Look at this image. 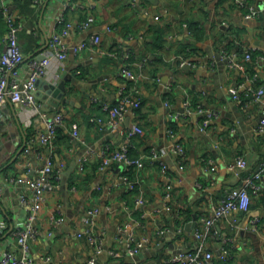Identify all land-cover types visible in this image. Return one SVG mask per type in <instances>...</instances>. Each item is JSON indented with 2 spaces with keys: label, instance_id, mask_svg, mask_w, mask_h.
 Returning a JSON list of instances; mask_svg holds the SVG:
<instances>
[{
  "label": "crops",
  "instance_id": "obj_1",
  "mask_svg": "<svg viewBox=\"0 0 264 264\" xmlns=\"http://www.w3.org/2000/svg\"><path fill=\"white\" fill-rule=\"evenodd\" d=\"M247 2L264 12V0ZM3 6L16 13L22 25L23 78L31 72V59L43 55L60 27L58 15L64 13L72 23L63 38L67 58L63 63L54 59L41 76L56 83L65 72V97L72 102L45 110V102L37 97L42 105L37 114L10 98L0 107V176L6 177L0 195L5 222L0 250L21 252L15 231L26 211L19 198L20 181L14 179L23 178L28 168L34 174L48 157L58 178L35 221L33 264H84L89 259L93 264H174L166 260L196 249L201 241L196 229L233 188L264 166V131L259 129L263 104L253 98L264 87L263 12L260 18L248 17V9L236 0H0V55L8 29ZM95 35H100L99 42ZM82 42L87 45L76 49ZM226 50L235 64L228 63ZM247 50L251 59L245 58ZM126 67L135 79L124 72ZM136 86L142 105H129L122 124L144 128L131 139L130 154L144 161L131 174L140 182L137 192L121 178L126 170L122 161L102 167L101 158L104 149H118L128 139L107 127L111 116L102 104H119L122 91L132 92ZM230 87L239 90L242 101L233 97ZM188 105H201L217 115L201 130V115L189 114ZM172 111L183 114L173 118ZM55 113L63 114L62 130L52 143L43 144L36 134L46 130L47 118ZM178 143L185 151L182 156L173 151ZM238 157L248 166L230 169ZM141 194L145 201L138 204ZM249 195L248 207L218 219L217 233L204 240L217 264H264V188ZM92 207L99 214L86 224L81 219ZM60 213L66 220L52 224ZM88 226L101 247L90 240ZM129 241L142 243L138 253L129 252ZM224 248L230 251L226 260L220 259Z\"/></svg>",
  "mask_w": 264,
  "mask_h": 264
},
{
  "label": "built area",
  "instance_id": "obj_2",
  "mask_svg": "<svg viewBox=\"0 0 264 264\" xmlns=\"http://www.w3.org/2000/svg\"><path fill=\"white\" fill-rule=\"evenodd\" d=\"M247 1L248 0H236V3L248 9V17L260 18L263 12L262 8ZM2 11L8 22V29L6 32V49L0 55V107L7 98H10L13 102H24L25 111L27 110L28 112L31 111L32 113L37 114L41 111L42 105L37 100L35 84L41 76L46 74L47 67L54 59H57L63 63L67 58L68 50L64 46L63 38L69 33L72 23L70 21H66L64 13L58 15V24L65 21V25H61L58 30L54 32L53 36L49 39L48 47L44 50L43 55L39 58L31 59V72L27 77L23 78L19 70V65L25 58V54L19 42V31L21 30L22 25L17 21L16 13L10 11L7 6H3ZM85 23L87 25L89 21H85ZM93 39L95 42H99L101 37L100 35H95ZM86 45V42H82L76 47V49L83 48ZM224 56L227 57L229 64H235L234 58L229 50L224 51ZM125 57L129 59L131 54L127 53ZM245 58H252L251 50L246 51ZM186 62L187 60L184 59L182 64H185ZM124 72L131 78H136V74L130 69H127V67L124 68ZM229 90L237 101H242L241 94L236 87H230ZM132 92L123 90L122 100L117 105H112L108 102H104L102 104L103 109L109 112L111 116V119L106 122L107 127L122 131L127 135L128 139L118 149H104L101 158L102 167L114 161H122L126 170L122 174L121 178L123 182L128 185L130 190H136L139 189L140 182L138 179H132L129 176L128 171L134 167H142L144 165V161L142 157H133L130 154V149L132 148L131 139L137 135H141L144 132V128L138 123L133 124L131 127H125L122 124L124 115L127 112L129 105H132L136 108H139L142 105L139 88L136 86ZM263 96L264 87L258 88V90L253 93L254 100L260 104L262 102L263 104L262 117L259 122V129L262 131H264ZM187 108V112L189 114H191L192 111H195L197 114L201 115V130L207 129V127L210 126L212 118L217 115L216 111L206 109L201 105H196L195 108H193L191 105H188ZM181 114L183 113L177 111L171 112V116L173 118H178ZM28 117L30 116L28 115ZM94 118L98 119L99 121L102 120L98 117ZM62 123L63 114L61 113H55L54 115L48 117L46 120V130L38 132L36 134V138L39 139V141L43 144L52 143L57 135L58 128H60ZM25 149L26 151H29L28 147ZM173 151L178 152V154L181 156L185 153L183 146L179 143L173 146ZM153 155L157 158L159 157L157 152H153ZM247 166V160L244 157H238L235 162L229 165V168H246ZM81 167L83 168L84 165L82 164ZM162 167H166L164 162H162ZM212 169L215 170L216 166H213ZM53 170L54 160L52 157H48L46 162L38 167L34 174H32L33 171L28 168L26 169V174L23 178H20V180L14 179L17 183L20 181L18 184L22 187V189L20 190L19 198L26 211V219L23 225L17 227L15 231V236L17 237L21 252L13 248H5L0 250V264L34 263V252L32 249L33 247L31 240L38 237V229L35 227V221L40 216L41 207L45 200L46 192L55 185ZM263 179L264 166H262L256 173L245 179L244 183L239 188H233L229 192L225 201L220 206L215 208L214 212L205 219L204 224L200 228L196 229V237L201 240L196 249L188 252L176 253L169 257L166 262H171L174 264H217L214 252L206 248L204 242L205 238L212 232L217 233L216 222L218 219L222 218L231 211L246 209L248 207L250 191L252 190L253 192H257L259 189L264 188V183L262 184ZM5 184L6 177L0 176V195L5 189ZM167 195L171 196V193L168 192ZM144 201L145 198L142 194L137 196L136 202L138 204H142ZM98 214L99 209L97 207H92L88 209L87 213L82 217L81 220L86 224H91ZM65 220V215L60 213L59 216L52 221V224L62 223ZM4 229L5 222L2 218H0V234L4 231ZM86 233L93 243H96L99 247H101L99 237L94 234L91 226L86 227ZM141 247V242H138L135 245H133L131 241L128 242V250L131 254L138 253ZM109 252L113 257H119L120 255L116 249H110ZM229 255V249L224 248L220 253V259L226 260L228 259ZM47 259H51V257L48 256ZM93 262V259H89L84 264H93Z\"/></svg>",
  "mask_w": 264,
  "mask_h": 264
},
{
  "label": "water",
  "instance_id": "obj_3",
  "mask_svg": "<svg viewBox=\"0 0 264 264\" xmlns=\"http://www.w3.org/2000/svg\"><path fill=\"white\" fill-rule=\"evenodd\" d=\"M46 5H44L45 9ZM264 17V12H263ZM264 24V22H263ZM49 40L47 41L48 45ZM73 80L78 81L76 77H71ZM67 79L68 75L65 74V72H62L60 74L59 78L57 79L56 83L49 79H43L42 77L39 78L36 82V87L40 88V91H36V96L45 102V110L49 108V106L52 104L55 107H58L61 102H72L69 98L65 97L68 93V87H67ZM49 96L54 99H50ZM24 145L21 150L25 147ZM260 170V169H258ZM257 170V171H258Z\"/></svg>",
  "mask_w": 264,
  "mask_h": 264
},
{
  "label": "trees",
  "instance_id": "obj_4",
  "mask_svg": "<svg viewBox=\"0 0 264 264\" xmlns=\"http://www.w3.org/2000/svg\"><path fill=\"white\" fill-rule=\"evenodd\" d=\"M17 1H21V2H27V0H17ZM38 5V4H37ZM24 11H25V9H24ZM65 19H66V21H69V19L67 18V17H65ZM65 21L64 22H62V23H60L59 25L61 26V25H65ZM190 28H192V30H195V25H192V24H190ZM133 59V58H132ZM133 83V82H132ZM132 86V85H131ZM61 127L60 128H58V131H57V135H56V137H55V139L57 138V136H58V134H59V132H61ZM54 139V140H55ZM131 153V152H130ZM132 154V153H131ZM130 170H132V172L130 173ZM129 171H128V173H129V176L132 178V179H134V180H137V178H135L133 175H131L132 173H133V168H131ZM53 175H54V184H55V180H56V178H57V176H58V174L55 172V170H53ZM137 190L138 189H136V190H131V191H135V192H137ZM181 211V210H180ZM179 211V212H180ZM182 214V213H181Z\"/></svg>",
  "mask_w": 264,
  "mask_h": 264
}]
</instances>
